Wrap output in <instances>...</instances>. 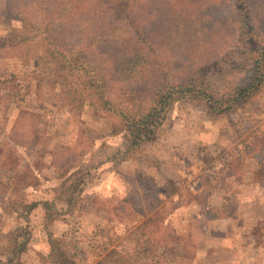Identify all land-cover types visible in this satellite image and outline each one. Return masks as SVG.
Returning a JSON list of instances; mask_svg holds the SVG:
<instances>
[{"label":"rangeland","instance_id":"1","mask_svg":"<svg viewBox=\"0 0 264 264\" xmlns=\"http://www.w3.org/2000/svg\"><path fill=\"white\" fill-rule=\"evenodd\" d=\"M194 1L174 4L196 10ZM249 1L247 18L235 8L238 0H204L211 5L206 14L218 13V23L198 25L194 36L207 41L190 49L186 63L193 62L192 77L206 69L217 94L245 76L241 53L247 34L264 40L256 9L264 1ZM151 3L137 6L139 22L150 18ZM221 3L227 6L224 24L212 12ZM26 13L38 26L45 18L27 0H0V182L9 186L0 184V264H53L46 260L52 242L65 264H116L112 250L124 257L140 253L138 264H264V162L254 152L264 153V88L242 109L221 116L210 114L202 101L180 99L155 141L123 156L118 119L68 100L75 76L42 69L44 34L22 28ZM23 33L30 42L22 51L3 43ZM73 43L68 40L69 55L76 51ZM145 47L153 48L152 63L161 74L139 87L148 98L167 82H179L185 65L175 56L183 51L158 38ZM86 54L98 66L99 53ZM111 89V96L119 95L118 83ZM22 110L40 114V125L23 123L11 132ZM32 203L33 210L25 209ZM158 211L160 220L166 217L163 228L186 237L188 248L181 239L165 242L159 227L149 237H161L163 244H146L148 235L132 234Z\"/></svg>","mask_w":264,"mask_h":264},{"label":"trees","instance_id":"2","mask_svg":"<svg viewBox=\"0 0 264 264\" xmlns=\"http://www.w3.org/2000/svg\"><path fill=\"white\" fill-rule=\"evenodd\" d=\"M143 1L27 0L28 6L37 7L45 18L39 26L35 24L37 21H32L27 13L20 21L24 30H37L38 34H44L42 40H44L45 50L41 58L42 69L62 75L70 73L76 77V83H72L68 88V100H81L92 108V114H99L100 110H105L110 116H115L118 119L117 130L119 129L125 140L123 150H120L123 156L134 155L144 146L154 142L171 107L180 99L202 101L210 114L221 116L230 111L242 109L254 100L264 88V40L260 41L252 33L247 34L243 45L246 51L241 53L244 59L241 71L245 72V76L240 78L239 83L228 88L224 94H217L214 92L215 89L211 82L207 81L206 69L199 70L200 76L192 77V70L190 72L188 70L192 69L193 62H186H188L189 54L193 55L190 49L195 44L205 46V41H207V37H205V41L201 43L194 36L198 25L206 26L212 22L214 27L218 23L216 19L219 14H206L211 5H204V0L194 1V4L198 2L197 6L195 5L196 8L193 6L196 10L189 9L187 6H176V4L180 5L187 0H153L154 4L151 3L149 9L150 18L141 23L138 20L140 16L135 11L140 8L139 3ZM250 2L249 0L241 2L238 0V3L241 4L235 3V8L238 6L239 11H246L245 17L247 18L251 17ZM262 4L264 3L261 2L260 5ZM260 5L256 6V9L260 11L258 15H261L264 20V6L261 8ZM212 12H219L218 21L226 23L227 6L225 4L215 8ZM180 19L184 21V24L180 22ZM212 31L213 29L210 30V32ZM203 32L209 33V30L203 29ZM156 38L162 41L164 46L172 45L174 48L180 49V52L183 51L175 56L184 63L185 70L180 72L179 82H167L157 92L150 95L151 97L146 98L142 96L145 94L141 93L139 87L150 80V83H154L153 80H158L161 77L160 72L153 66L155 64L152 63L153 48L145 47L149 43L150 45L155 43ZM194 38L195 40L191 44L189 43L184 48L180 47L181 43L187 44L189 39ZM72 39H75L73 45L76 46V51L69 55L66 53L68 51L67 43ZM7 41L13 48L20 47L21 51L30 42L25 33L21 34L19 38L3 39V43ZM92 50L99 53L98 66H92L85 59L86 56H89L86 53ZM115 83L119 84V95L111 96L110 91ZM40 118L41 115L38 113L22 110L11 132L15 133L22 128L23 123L36 129L40 125V121H37ZM34 133L38 134L37 131ZM42 139L46 138L41 135L40 144L43 143ZM254 152L257 153L256 157L258 158L256 159H259V163L263 165L264 153L256 150ZM0 184L5 188L9 187L7 184L4 185L1 182ZM36 206V203H32L25 209L31 211ZM159 212L161 211L156 212L146 223L136 227L132 234L139 235L141 233V235L149 237L151 232L153 234L154 230L159 227V232L166 233L165 242H167L166 239L173 238L175 243L179 244L181 239L188 248L186 237L181 235L180 238L174 231L168 230L169 227L164 229L166 217L163 216L160 220ZM159 238L162 239L158 237L155 240L154 236L149 237L144 242L149 244L155 241L157 245H159L158 243L163 244L164 240ZM17 243L21 250L25 248V243ZM51 245L46 260L52 259L53 264H65L64 253L59 251L58 244L52 242ZM112 251V254L117 258L116 264L139 263L140 253H128L124 257L122 253Z\"/></svg>","mask_w":264,"mask_h":264},{"label":"crops","instance_id":"3","mask_svg":"<svg viewBox=\"0 0 264 264\" xmlns=\"http://www.w3.org/2000/svg\"><path fill=\"white\" fill-rule=\"evenodd\" d=\"M253 246L256 247L254 244H253ZM256 248L259 249V247H256ZM261 248H263V247H261ZM203 264H208V263L207 262H203Z\"/></svg>","mask_w":264,"mask_h":264}]
</instances>
